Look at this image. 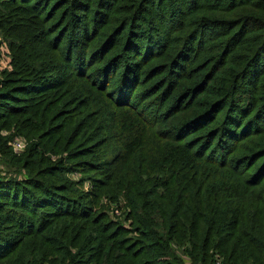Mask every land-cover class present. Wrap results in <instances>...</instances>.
<instances>
[{
    "label": "trees",
    "instance_id": "trees-1",
    "mask_svg": "<svg viewBox=\"0 0 264 264\" xmlns=\"http://www.w3.org/2000/svg\"><path fill=\"white\" fill-rule=\"evenodd\" d=\"M218 260L264 264V0H0V264Z\"/></svg>",
    "mask_w": 264,
    "mask_h": 264
},
{
    "label": "built area",
    "instance_id": "built-area-1",
    "mask_svg": "<svg viewBox=\"0 0 264 264\" xmlns=\"http://www.w3.org/2000/svg\"><path fill=\"white\" fill-rule=\"evenodd\" d=\"M24 147V143L22 142V141H20V140H18V139H16L15 141H14V143H13V150L14 151H18V150H21L22 148ZM216 264H221L220 263V260H218L217 262H216Z\"/></svg>",
    "mask_w": 264,
    "mask_h": 264
}]
</instances>
